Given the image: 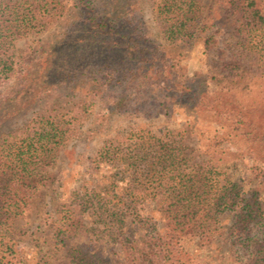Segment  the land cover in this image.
<instances>
[{
  "label": "trees",
  "instance_id": "trees-1",
  "mask_svg": "<svg viewBox=\"0 0 264 264\" xmlns=\"http://www.w3.org/2000/svg\"><path fill=\"white\" fill-rule=\"evenodd\" d=\"M71 1L0 0V88L17 72L15 41L58 22ZM77 1L87 36H116L129 59H136L132 67L120 70L118 63L108 71L116 85L129 81L174 105H200L212 84L206 80L198 91L178 78L172 60L149 45L134 5H124L117 19L109 12L97 14L94 0ZM153 13L166 39L201 37L208 53L221 18L233 23L228 54L219 53L221 62L210 74L214 90L246 92L264 76V0H154ZM45 78L46 70L40 82ZM21 91L0 92V106L12 107ZM128 99L120 96L117 106ZM73 108L45 106L13 127L6 126L8 116L0 117V249L7 246L12 264L30 261L21 256L20 240L8 227L46 185L72 124L87 111L85 105L79 112ZM223 116L249 141V150L263 146L264 137L237 113L226 110ZM192 151L170 130L137 129L107 139L90 177L46 222L65 264H264L260 189L246 192L241 182ZM259 160L250 168L264 187V152ZM5 258L2 254L0 263Z\"/></svg>",
  "mask_w": 264,
  "mask_h": 264
},
{
  "label": "rangeland",
  "instance_id": "rangeland-1",
  "mask_svg": "<svg viewBox=\"0 0 264 264\" xmlns=\"http://www.w3.org/2000/svg\"><path fill=\"white\" fill-rule=\"evenodd\" d=\"M153 3L154 0H94L93 5L100 16L109 12L117 19L125 6L134 5L149 45L158 55L172 60L178 78L190 82L198 91L205 88L206 80L212 84L196 108L174 105L137 83L125 81L116 85L108 71L118 63L120 70L123 66L132 67L136 59H129L126 45H117L120 40L116 36H87L77 0L69 3L64 17L43 32L30 33L15 41L17 72L0 92L22 89L12 104L20 110L18 113V108L12 110L8 106L6 110L0 106V117H9L6 126L21 124L45 106L74 107L79 112L78 108L85 105L87 109L79 112L66 142L59 148L55 164L49 167L46 185L26 213L8 227L9 234L14 232L19 238V252L30 264L67 262L64 251L57 249L52 240L46 222L61 203L71 201V191L93 172L94 159L104 142L119 132L175 131L189 150L193 149L192 155L197 159L208 160L224 175L241 182L246 192L260 189L264 204V187L250 168L252 163L260 164L264 144L257 151L249 150V141L223 116L226 110L237 113L249 124L247 128L256 129L258 136L264 137V76L256 78L246 92L214 90L210 74L221 62L219 53L228 54L233 23L221 18L208 53L201 37L186 42L166 39L154 17ZM45 70L47 78L43 84L39 78ZM122 95L129 99L120 108L117 100ZM10 113L15 116L11 118ZM1 248L0 257L6 255V261L0 264H12L11 251L5 245Z\"/></svg>",
  "mask_w": 264,
  "mask_h": 264
}]
</instances>
